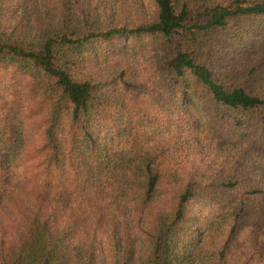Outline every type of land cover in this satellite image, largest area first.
Masks as SVG:
<instances>
[{"label":"trees","instance_id":"trees-1","mask_svg":"<svg viewBox=\"0 0 264 264\" xmlns=\"http://www.w3.org/2000/svg\"><path fill=\"white\" fill-rule=\"evenodd\" d=\"M0 264H264V0H0Z\"/></svg>","mask_w":264,"mask_h":264}]
</instances>
